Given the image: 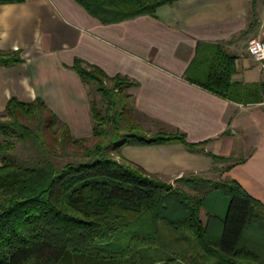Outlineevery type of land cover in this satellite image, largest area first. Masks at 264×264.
I'll list each match as a JSON object with an SVG mask.
<instances>
[{
	"label": "trees",
	"instance_id": "trees-1",
	"mask_svg": "<svg viewBox=\"0 0 264 264\" xmlns=\"http://www.w3.org/2000/svg\"><path fill=\"white\" fill-rule=\"evenodd\" d=\"M76 1L110 24L154 17L178 0ZM22 61L19 52L0 51V67ZM72 69L90 95L92 145L74 138L41 98L12 97L0 114V264H264V204L232 179H177L187 192L128 161L120 154L126 145L179 142L200 152L203 143L179 132L147 133L135 121L127 77H109L81 59ZM189 71L190 80L219 97L264 101L263 84L232 81L235 57L221 44L199 45ZM73 146L83 147V158L58 165L59 150ZM19 147L33 154L17 158Z\"/></svg>",
	"mask_w": 264,
	"mask_h": 264
},
{
	"label": "crops",
	"instance_id": "crops-1",
	"mask_svg": "<svg viewBox=\"0 0 264 264\" xmlns=\"http://www.w3.org/2000/svg\"><path fill=\"white\" fill-rule=\"evenodd\" d=\"M262 37L264 0H178L159 7L154 17L110 24L76 0L3 3L0 51L19 52L23 61L0 67V114L12 97L26 103L41 98L74 138H91L90 95L72 69L81 59L133 82L126 92L134 113L161 127L158 132L183 133L204 149L190 152L179 142L126 145L124 158L167 183L232 162L223 178L264 204V101L236 103L189 79L198 46L221 44L235 57L233 82L264 85V69L247 50L250 39Z\"/></svg>",
	"mask_w": 264,
	"mask_h": 264
},
{
	"label": "rangeland",
	"instance_id": "rangeland-1",
	"mask_svg": "<svg viewBox=\"0 0 264 264\" xmlns=\"http://www.w3.org/2000/svg\"><path fill=\"white\" fill-rule=\"evenodd\" d=\"M96 85L91 83V85L89 86V90H90V94H91V97L93 99H95L98 104H99V107L101 108L102 104H101V95L99 92L96 91ZM134 116H135V121H140L144 124V127L147 129L148 133L150 135H155V134H158V133H166V132H158L161 127H158L157 124L151 122V121H148L138 115H136L134 113ZM57 128V126L54 127V129ZM144 129V128H143ZM169 134V133H167ZM86 140V145H92L94 140L91 138H88V139H85ZM82 149L83 147L82 146H73L71 147V149H69L67 152H63L62 150H59V153L58 155L60 156L59 158L55 157L54 158V161L58 164V165H61V164H64L66 162H71V161H77V160H80L83 158L82 156ZM33 154V149H31L30 147H19L16 149L15 151V155L17 156V158H20L22 160L26 159L28 156L32 155ZM234 160V159H233ZM232 162H225L223 163V167L219 170H216V171H213L212 173L208 174V175H205V176H200L201 178H208L212 181H222L224 180L223 178V174H224V169ZM172 184L176 187H180L182 189H184L185 191L187 192H190V190L188 189L187 186H185L184 184L182 183H177L176 181L175 182H172ZM221 206V205H220ZM219 206V207H220ZM225 207H226V204H225ZM221 210V208H219Z\"/></svg>",
	"mask_w": 264,
	"mask_h": 264
},
{
	"label": "built area",
	"instance_id": "built-area-1",
	"mask_svg": "<svg viewBox=\"0 0 264 264\" xmlns=\"http://www.w3.org/2000/svg\"><path fill=\"white\" fill-rule=\"evenodd\" d=\"M247 50L260 68L264 69V37L250 39L247 43Z\"/></svg>",
	"mask_w": 264,
	"mask_h": 264
}]
</instances>
